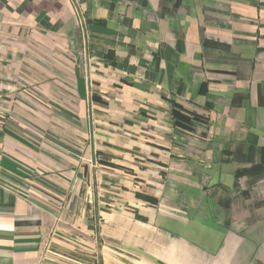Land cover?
<instances>
[{"label": "crops", "instance_id": "crops-1", "mask_svg": "<svg viewBox=\"0 0 264 264\" xmlns=\"http://www.w3.org/2000/svg\"><path fill=\"white\" fill-rule=\"evenodd\" d=\"M0 264H264V0H0Z\"/></svg>", "mask_w": 264, "mask_h": 264}, {"label": "trees", "instance_id": "trees-1", "mask_svg": "<svg viewBox=\"0 0 264 264\" xmlns=\"http://www.w3.org/2000/svg\"><path fill=\"white\" fill-rule=\"evenodd\" d=\"M173 115L176 117V121H180L178 123H182L188 126L190 124V121L186 120V117L181 112H175L173 111ZM184 120V121H183Z\"/></svg>", "mask_w": 264, "mask_h": 264}, {"label": "rangeland", "instance_id": "rangeland-1", "mask_svg": "<svg viewBox=\"0 0 264 264\" xmlns=\"http://www.w3.org/2000/svg\"><path fill=\"white\" fill-rule=\"evenodd\" d=\"M43 66L44 67H51V64L50 65H48L47 63L45 64V63H43Z\"/></svg>", "mask_w": 264, "mask_h": 264}, {"label": "built area", "instance_id": "built-area-1", "mask_svg": "<svg viewBox=\"0 0 264 264\" xmlns=\"http://www.w3.org/2000/svg\"><path fill=\"white\" fill-rule=\"evenodd\" d=\"M36 135H37V134H36ZM37 137H38V138H41V137H42V134H41V135H38ZM38 138H37V139H38Z\"/></svg>", "mask_w": 264, "mask_h": 264}]
</instances>
